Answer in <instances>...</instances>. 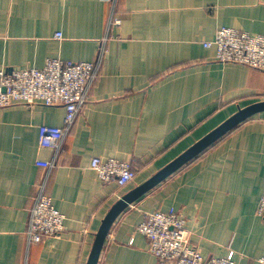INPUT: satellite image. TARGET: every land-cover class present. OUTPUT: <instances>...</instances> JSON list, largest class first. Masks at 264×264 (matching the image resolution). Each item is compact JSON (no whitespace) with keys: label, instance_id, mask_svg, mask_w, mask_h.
<instances>
[{"label":"crops","instance_id":"1","mask_svg":"<svg viewBox=\"0 0 264 264\" xmlns=\"http://www.w3.org/2000/svg\"><path fill=\"white\" fill-rule=\"evenodd\" d=\"M110 6L101 0H0V70L42 69L50 59L96 60ZM121 25L107 42L88 102L59 153L39 145L41 126L62 127L63 106L0 108V264H87L102 221L123 196L252 104L264 72L222 64L204 44L221 28L264 35V0H116ZM61 33L62 39L55 35ZM94 158L131 164L124 187L102 181ZM38 161H54L51 171ZM65 216L59 237L29 244L39 184ZM264 112L240 124L129 205L98 264H156L137 231L145 213L177 210L205 258L262 264Z\"/></svg>","mask_w":264,"mask_h":264},{"label":"built area","instance_id":"2","mask_svg":"<svg viewBox=\"0 0 264 264\" xmlns=\"http://www.w3.org/2000/svg\"><path fill=\"white\" fill-rule=\"evenodd\" d=\"M110 6L107 32L102 40L97 58L91 62H72L50 59L42 69L26 68L8 72L0 70V108L23 104L32 108L36 104L63 106L66 109L62 127L41 126L39 145L59 153L78 114L88 102L90 93L100 77L103 62L108 54L107 42L113 31L121 25L116 15V0H101ZM58 40L62 34L55 35ZM205 48L216 49V60L222 64H240L264 72V35H252L231 28H221ZM37 165L51 171L54 161H38ZM91 169L104 182H114L120 187L135 178L130 163L115 158H94ZM46 180L38 186L30 209L26 236L29 244H38L59 237L65 229V216L53 206L45 192ZM257 215L264 218V192L260 198ZM155 256L156 264H236L231 257L205 258L192 242L186 219L174 208L167 212L145 213L137 226ZM264 264V256L260 258Z\"/></svg>","mask_w":264,"mask_h":264},{"label":"water","instance_id":"3","mask_svg":"<svg viewBox=\"0 0 264 264\" xmlns=\"http://www.w3.org/2000/svg\"><path fill=\"white\" fill-rule=\"evenodd\" d=\"M264 112V101L252 104L244 109L239 110L236 114L231 116L184 153L178 156L175 160L157 172L154 176L148 179L139 187L135 188L123 198H121L108 212L102 224L96 234L95 241L92 247L87 264H98L102 249L104 247L108 233L117 220V218L122 214L126 208L136 202L138 199L146 195L148 192L153 190L167 178L172 176L174 173L179 171L182 167L187 165L206 149L212 146L220 138L228 134L231 130L254 117L257 114Z\"/></svg>","mask_w":264,"mask_h":264}]
</instances>
